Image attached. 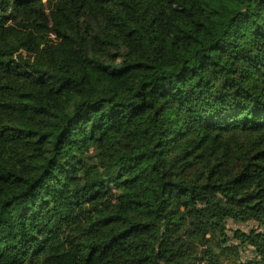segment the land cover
<instances>
[{"label": "trees", "instance_id": "1", "mask_svg": "<svg viewBox=\"0 0 264 264\" xmlns=\"http://www.w3.org/2000/svg\"><path fill=\"white\" fill-rule=\"evenodd\" d=\"M0 264H264V0H0Z\"/></svg>", "mask_w": 264, "mask_h": 264}, {"label": "rangeland", "instance_id": "2", "mask_svg": "<svg viewBox=\"0 0 264 264\" xmlns=\"http://www.w3.org/2000/svg\"><path fill=\"white\" fill-rule=\"evenodd\" d=\"M255 224L250 222V223H247V224H240V225H237L235 223H230L229 227L231 230H234V229H239V230H243L245 232H248L250 231L252 228H255L254 227ZM234 244H236L235 242H233Z\"/></svg>", "mask_w": 264, "mask_h": 264}]
</instances>
